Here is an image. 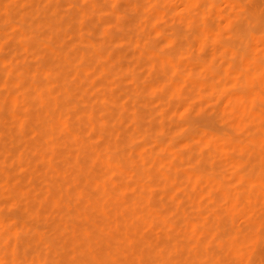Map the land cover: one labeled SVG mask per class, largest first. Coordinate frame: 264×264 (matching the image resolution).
I'll list each match as a JSON object with an SVG mask.
<instances>
[{
	"label": "bare ground",
	"instance_id": "1",
	"mask_svg": "<svg viewBox=\"0 0 264 264\" xmlns=\"http://www.w3.org/2000/svg\"><path fill=\"white\" fill-rule=\"evenodd\" d=\"M24 1L15 3L19 6ZM34 1L32 9L23 11L27 18L20 16V25L8 23L17 27L16 34L26 42L24 51L33 56L41 54L42 61L26 66L23 61L22 65H8L6 69L0 65L6 70V75L0 74L6 87L0 103L12 121L9 133L3 129L8 127L6 124L0 127V135L6 132L11 138L10 154L21 170H26L25 177L17 181L0 172V185L18 205L11 206L17 208L18 216H5L0 210V264H225V258L244 257L252 230L264 215V67L252 62L250 71L251 63L241 57L239 62L221 69H214L208 59H189L184 70H177V60L181 58L175 56L173 48L178 38L164 33V29L159 40L149 44L134 39V34L122 32L118 38L116 34L107 35L112 43L120 40L139 45L138 57L152 67L148 73L157 69L155 76L145 77L148 82H139L133 73L126 72L122 52L113 47L109 52L102 49L94 22L92 29H82L88 18L86 4L85 7L78 5L80 1H68L73 3L71 20L79 17L81 25L76 26L75 20L62 21L63 27L58 11L50 7L40 16L37 12L41 0ZM194 3L197 1L184 0L181 4L191 8ZM205 4L209 1H203ZM149 5L148 8L153 4ZM17 6L9 7L7 15L17 19ZM156 11L152 14H160V10ZM152 14L147 18L157 20L158 16ZM203 24L194 29L196 34L201 33L216 44L219 35L210 23ZM225 43L216 46L228 52L231 46ZM218 46L209 55L213 56ZM7 58L1 57L0 63L4 64ZM198 67L203 71H195ZM255 78L259 81L257 86L251 83ZM116 79H129L139 91L156 96L158 109L168 99L178 102L181 94L187 96L204 85L221 95L229 110L225 119L230 128L214 129L189 121L188 133L182 139L180 135L176 141L174 137L149 138L139 130L138 122L134 124L137 110L129 114V97L118 89L121 83L119 87L114 84ZM14 86L16 90L12 89ZM129 117L133 123L125 128V135L122 126ZM128 142L132 145L127 149ZM3 144L0 148H4ZM182 146L188 150L184 147L187 151L183 152ZM237 217L247 231L243 225L244 230L234 228ZM40 220L45 225L43 229L36 224ZM228 224L230 231L222 236L221 230ZM215 246L224 255L219 256Z\"/></svg>",
	"mask_w": 264,
	"mask_h": 264
},
{
	"label": "rangeland",
	"instance_id": "2",
	"mask_svg": "<svg viewBox=\"0 0 264 264\" xmlns=\"http://www.w3.org/2000/svg\"><path fill=\"white\" fill-rule=\"evenodd\" d=\"M15 1H17V0H3L2 3H4V4L0 7V40H1L0 41V44H1V46H0V51H1L0 52V58L1 57L6 58L8 56V58L6 60L7 61L9 60V63L7 61L4 64L0 63V65H4L5 69L9 68L8 65L13 66V67H17V65H20V63L22 65L24 62H25V64H24L25 66L31 65V63L33 64L36 61L37 62L42 61V58H43L41 56V54H35L33 56V55H29L28 52L24 51V49L26 50V48L24 46V49H23L22 46L26 42H24V40L19 36V34H16L18 32L17 27L12 26L13 27L12 28L10 26V24H11L10 21H12V23H16L17 25H20L19 24L20 23V21H19L20 16H22V18H24V19L27 18V16L24 15L23 11H26V9L27 10L32 9L33 7H32L31 3L35 2V1L34 0H30V1L29 0L28 1L27 0H25V1L21 0L24 2H22L19 6L16 5ZM54 1H55V3H57L56 5H55ZM68 1H71V0H65V1H62V0H53V1L52 0H41V3L38 5L39 9H38L37 13H40V16H41L42 11H44V10L47 11L48 9L50 10V7H51V8H54L56 11H58L59 15L57 17L59 19L61 16V18H60L61 23H62V21L64 23L67 21L74 23L73 20H75L74 24L76 26L80 27L81 24L78 23V22H80L79 17H78V19L75 18V19L71 20V16H72L71 14L73 12V7L71 6V4H73V3H69ZM78 1H80V2H78ZM89 1H87V2H86V0H76L75 1V2H78V5H80V6L86 7V5H87L86 8H88L87 9L88 10L87 11L88 18L83 21L84 27L82 29L83 30H84V28L88 29V26H90L89 29H92L93 28L92 22H94L95 26L97 27V33H98L96 36H97V39L100 37L98 39V42H100V46L102 47V49L104 48V50L108 51V52H109V50L112 51L113 49L116 51H119L120 53L122 52V54H121V60L122 61L121 62L124 64L126 72L129 71L128 72L129 75H130V72L133 73L134 75L133 74H131V75L136 77L138 80L140 79L139 82H143V80H145L144 81L145 83L148 82L147 79H149L152 76H155L156 73H158L157 69H155L156 71L153 69V71L151 72L150 70L152 69V67L145 65L142 62L141 57L140 58L138 57L139 54L137 53V48L139 47V45L124 44L123 42L121 43L120 40H118L115 43H112L108 40L107 35L113 36L116 34L115 36L118 38L122 32L127 33L129 35L134 34V36L132 35L134 39L135 38L140 39L139 41L141 43L147 42L148 44L150 42L154 43V42L158 41L159 40L158 35L160 32L164 31V33H167L169 35H175L178 39H175L176 46L173 48V51H174L176 57L181 58V59L177 60V68H178L177 70H184L185 69L184 65L186 64V61L189 59H199V60L208 59V60H211L213 62L212 65H214L213 66L214 69H221L223 67H226L229 64L237 63L242 58H247V60L251 63V65H248L250 71L253 70L252 62L258 63L261 67H264V0H241V1L240 0H234V1L233 0H226V1L223 0L224 2L222 0H195V1H197V4L194 3L191 8L187 7L186 5H182L184 0H154V2H153V0H136V1L135 0H119V2H117L118 0H94V3L92 0H89ZM95 1H96V4H95ZM201 1H202V5H201ZM203 1H207V3L209 1V4L203 5ZM114 2H117V4L114 5L115 4ZM235 2H236V4H235ZM112 3H114V4H112ZM134 3H135V5H134ZM156 3H158V7L156 6ZM210 3H212L213 5L211 6ZM214 3H216V4H214ZM93 4H95L96 6L94 7ZM101 4H102V6L103 5L105 6L107 4L106 7H108V8H106L104 6L101 8ZM139 4H140V6H139ZM148 4H150L149 7L151 6V4H153L152 6H154V7L151 6L150 8H148ZM215 5H218L219 7L216 6L214 8ZM13 6H17L18 10H19L18 17H16L17 19L12 17L10 15V13L8 15L6 13L8 10L10 11L9 7H13ZM69 6H71L70 10L68 9ZM58 7H60V9ZM109 7L111 9H109ZM143 8H145V10ZM163 8H165V9H163ZM216 8L218 9V11L216 10L217 13L215 11ZM67 9H68V11H67ZM3 10H5V11H3ZM109 10L111 11V13H109ZM156 10H158V11L160 10V12H159L160 14H157V15H155V13L152 14ZM106 11H108V12H106ZM192 11L194 12L195 16L193 15ZM214 11H215V13L213 14ZM100 12L103 13L102 15H104V17H102V15H100L101 14ZM125 12L126 13L128 12L129 14L128 13L126 14ZM132 12L134 14H132ZM135 12H137V13H135ZM147 12H148V14L145 15ZM197 12H198V14H197ZM47 13H48L47 14L48 16L51 15V11H48ZM66 13H67L68 17L66 16V18H65ZM107 13L110 17L107 15ZM113 13H114V15H113ZM116 14L118 17H116ZM151 14H152V16L155 15L154 17H157V16L160 17V15L163 14V15H161L163 17H161L160 19H158V17H157V20L155 18H152L151 16H150V19L147 18ZM208 14H210V15H208ZM217 14H219V15H217ZM120 15L122 16L121 20L119 19L121 17ZM220 15H222V16L220 17ZM196 16H197V19H196ZM108 17L110 18L111 22L109 21ZM222 17H223V20H222ZM89 18H91L93 20H91ZM189 18H190V20H193V21L196 19L195 20L196 22L194 21L192 23L189 20ZM139 19H141V20L139 21ZM148 19H149V21H148ZM86 20H88V21H86ZM139 22H141V23H139ZM142 22H143V24H142ZM150 22H151V24H150ZM197 22L199 24H197ZM205 22L210 23L213 26L214 32L219 35L218 39H220L219 40L220 42L217 41L216 44H218V43L220 45L226 44L225 43V41H226L227 44H229L231 46V49L228 52H223V48L220 45L219 46L217 45L219 48H217V51L215 52V54L213 56H212V54L209 55L210 52L212 51V49L217 47L216 44L215 43L212 44L209 40H207L205 38V36L201 35V33H200V35H198V34H196L197 31H195V30H197V26L201 27V24L203 26L204 25L203 23H205ZM214 22H216V24ZM158 23H160V24H158ZM194 23L197 25H195ZM221 24H222V26H221ZM62 25H63V23H62ZM118 25H120V27H118ZM151 25H152V27H151ZM217 25L220 27H218ZM107 26H108V28H107ZM123 26H125V27H123ZM126 26H128V28ZM192 26L194 27L193 29L191 28ZM63 27H64V25H63ZM109 27H110V29H109ZM130 27H132V28H130ZM160 27H163V28H160ZM153 28H154V31H151V30H153ZM82 29L80 31H82ZM14 30H16V31L14 32ZM155 30H157V32ZM139 31H141V32H139ZM5 32L7 35L5 34ZM106 32H108V33H106ZM128 32H130V33H128ZM137 33L139 35H137ZM101 34H102V36H101ZM140 34H142V37H140ZM103 37H105V38L107 37V38L106 39L104 38L105 40H103L102 39ZM153 37L154 38L156 37L157 39L154 41H151V39L153 40ZM221 37L224 39L223 42H221L222 41ZM6 41H7V44L9 46L6 44ZM104 41H105V43H104ZM18 42H19V44H18ZM15 45H16V48H15ZM114 45H117V46H114ZM120 45H123V46L120 47ZM104 46H106V47H104ZM13 47H14V49H13ZM112 47H113V49H112ZM21 49H22V52H21ZM6 51H8V52H6ZM17 54H18V56H17ZM21 54H22V56H21ZM131 54H134L135 56L131 55ZM39 56H40V58H39ZM137 58L139 59L140 62H138ZM27 59L29 60L28 61L29 64L27 62ZM125 61H127V62H125ZM128 61H130V62H128ZM132 67H133V69H132ZM4 68L0 66V74L1 75H2V73L4 75H6V72H5L6 70H4V71L2 70ZM148 68L150 69L149 70L150 74L148 73ZM130 69H132V70L135 69V71H137L138 74L140 72V75H136L137 72L135 74L134 73L135 71H132ZM195 71L202 72L203 69L198 67ZM263 71H264V69H262V72ZM185 72H186V70L183 71V73H185ZM187 72H188V70H187ZM141 75H142V77H140ZM200 76L204 77V74L201 73ZM145 77H147V79ZM263 78H264V75H263ZM116 82L114 84L117 87H119V86L121 87V89H120V87L118 89L122 93L127 95V97H129L131 109L133 110V111L130 110L131 112L129 111V114L136 112L135 109L137 110L136 114H138V116H137L134 124L136 125L138 122L137 126H140V127H138L139 130L141 132H143V134L149 138H152L155 140L156 139L160 140L161 138H163L161 140H164V138H168V139L172 140L171 138L174 137L173 138L174 141L179 140L180 139L179 135H180V137L186 136V133H188V130H189L188 126L190 125L191 122L195 123V124H200V125H203L206 127L214 128V129L215 128L220 129V128H225V127L230 128L228 126V124L226 123V119H225L226 118L225 116L229 114V110H228L227 106L225 105V103L222 102V97H220L221 95H219L217 92L212 91L210 88L205 87L204 85H200L195 91L191 92L187 96L185 94L184 95L181 94L178 102H176V100H174V99H168L167 103L163 104L162 108H161V106L159 108V109H161V112H162V114H161L160 110L158 109L159 103L156 100V96L154 98L153 94H148V93L141 91V90L139 91L138 88H135L134 84L131 85L132 82L129 79H126V80L116 79ZM3 83H4V81L0 77V89H1L0 90V98L4 97V95H5L4 92L6 91V87L4 86ZM120 83H121V85H119ZM251 83L254 84V86L255 85L257 86L259 81L257 78H255L252 80ZM124 84H126L127 87H126V85L124 87ZM128 84L131 86H129ZM2 87L4 88V90ZM130 87H132V88L129 90ZM122 88L127 92H124V90ZM12 89L16 90L17 87L14 86V87H12ZM98 91H100V90H98ZM137 91H139V93H138L139 98L137 95H135V94H137ZM1 92H3V93H1ZM106 92H109V90L108 91L106 90ZM129 95L132 96L131 98H133V96H134V98H133L134 101H133V99L130 98ZM142 95H143V97H142ZM136 97H137V99H135ZM152 97L155 100H153ZM139 100H141L142 102ZM145 100H147V101H145ZM152 100H153V102H151ZM171 100H172V102H171ZM140 103H142L141 107H139ZM0 104H1L0 105V111L5 110L3 102H1ZM145 106H147V107L150 106V107L147 109V107H145ZM153 107H154V109H153ZM140 108H141V110H140ZM173 109H176V111H173ZM152 110L154 113L152 112ZM157 110H159V111H157ZM2 111L0 112V118H1V121L4 123L0 122V127H5L8 125V127H5L3 129H6V132L9 133L8 130H9V128L11 129L12 121L6 117L7 116L6 111H3V112ZM141 112H142V114L140 115ZM163 113L165 115H163ZM223 113H224V115H223ZM3 114H5V115H3ZM153 115L155 117H153ZM130 117L126 118L127 121H125V125L122 126L124 128L125 135L128 134V131L126 129L129 128V125L130 124L132 125V123H133L132 118H130ZM143 118H145V119H143ZM149 119H151V120H149ZM171 119H172V121H171ZM141 120L144 123H142ZM149 121H151V122H149ZM189 121H190V123H189ZM127 123H129V124H127ZM9 124H10V126H9ZM2 125H4V126H2ZM178 125H179V131L177 130ZM183 126L185 128L186 127L187 128L182 131V129H184ZM148 128H150V129H148ZM147 129L149 132L146 131ZM167 131H168V133H167ZM6 132L4 133V135H3V133H1V135H0L1 136L0 137V146L3 144V142L6 144L5 145L6 147L4 146V148H0V152L3 150L2 154H0V172L5 173L10 180L17 181V179L19 180V179H22L23 177H25L24 175H26V172H25L26 170L22 171L21 170L22 167H20L18 165V163H16V161L11 156L10 151H9V144H8V143H10L11 138L8 136V134L5 135ZM158 133H160V134H158ZM158 135H161V136H158ZM163 135H166V137ZM6 136L8 139L6 138ZM184 137H181V139ZM127 144H126L127 145L126 148L128 149V148H130L129 146H130V144L132 145V143L128 142ZM133 144H135V143L133 142ZM184 147L183 146L181 147L183 152L188 150L186 147L185 148L187 150ZM14 161H15V163H14ZM13 163H14V165L10 166ZM6 164H7V167H6ZM5 168H6V170H5ZM19 173H21V174H19ZM13 175H14V177H12ZM15 175H16V177H15ZM15 178H16V180H15ZM2 186L0 185V194H1V196H0V204H1L0 210H1L2 214L5 216H18L17 208H15V207L11 208V206L12 207L13 206L18 207V205L12 200V198H11L12 196L9 195L8 192H6L7 190L5 189V187L4 186L2 187ZM2 189H3V191H2ZM3 192H4V194L7 193V195L4 196ZM10 208L13 210H10ZM14 211H16V212H14ZM261 218H262L261 223L259 225H257L252 230L253 231L252 236L254 237V238L252 237L253 241L252 240L249 241L248 244L245 246V252H246L245 255L248 258H246L245 255H243L245 257V258L242 257L243 259L240 257H237V256H233V258L229 257V260L231 259L232 263L237 262V264H240V263L251 264L252 261H250V260L253 258L252 255L253 256L255 255L256 258L255 257L254 258L256 261L253 258V260H254L253 264H264V226H263L264 225V221H263L264 215H262ZM237 219H240V218H238V217L236 218V221L234 223V228L241 229V227H242V230H244L243 226L245 227V225L242 224L241 220L237 221ZM42 221L43 220L37 221L36 224L38 226H41L40 228L43 229V227L45 225ZM40 223H41V225H40ZM229 226L230 225L228 224V226L225 229L226 231L224 229L221 230L222 236L225 233L227 234L230 231V230L228 231ZM247 230H248V228L245 227V231H247ZM231 231H232V229H231ZM215 251L217 252V254L219 256L224 255L221 253L222 251L219 248H217L216 246H215ZM250 256H251V258H250ZM235 258H236V260H235ZM229 260L227 258H225V264L230 262ZM243 260L244 261L247 260V262L246 261L244 262ZM232 263L230 262V264H232Z\"/></svg>",
	"mask_w": 264,
	"mask_h": 264
}]
</instances>
